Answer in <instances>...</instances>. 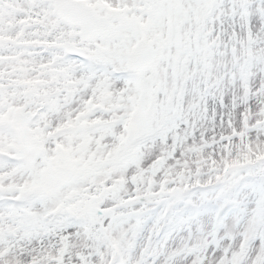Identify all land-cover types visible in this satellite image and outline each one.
<instances>
[{"label": "snow or ice", "instance_id": "1", "mask_svg": "<svg viewBox=\"0 0 264 264\" xmlns=\"http://www.w3.org/2000/svg\"><path fill=\"white\" fill-rule=\"evenodd\" d=\"M0 264H264V0H0Z\"/></svg>", "mask_w": 264, "mask_h": 264}]
</instances>
